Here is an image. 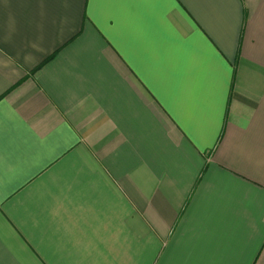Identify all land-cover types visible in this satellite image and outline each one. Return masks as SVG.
Masks as SVG:
<instances>
[{
	"label": "crops",
	"instance_id": "obj_1",
	"mask_svg": "<svg viewBox=\"0 0 264 264\" xmlns=\"http://www.w3.org/2000/svg\"><path fill=\"white\" fill-rule=\"evenodd\" d=\"M0 264H264V0H0Z\"/></svg>",
	"mask_w": 264,
	"mask_h": 264
}]
</instances>
